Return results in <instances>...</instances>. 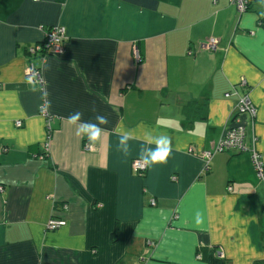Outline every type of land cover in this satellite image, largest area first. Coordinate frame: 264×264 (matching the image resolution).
I'll use <instances>...</instances> for the list:
<instances>
[{"label": "crops", "instance_id": "obj_1", "mask_svg": "<svg viewBox=\"0 0 264 264\" xmlns=\"http://www.w3.org/2000/svg\"><path fill=\"white\" fill-rule=\"evenodd\" d=\"M262 21L264 0L243 12L230 0H0V264H264L250 154L216 153L204 171L188 152L218 141L241 77L264 152ZM54 25L67 40L42 64L28 48ZM209 37L216 49H200ZM30 62L42 83L27 79ZM77 111L108 118L99 141L66 121ZM113 130L131 136L129 155ZM161 133L167 163L132 173ZM52 217L65 225L47 230Z\"/></svg>", "mask_w": 264, "mask_h": 264}, {"label": "built area", "instance_id": "obj_2", "mask_svg": "<svg viewBox=\"0 0 264 264\" xmlns=\"http://www.w3.org/2000/svg\"><path fill=\"white\" fill-rule=\"evenodd\" d=\"M233 2L239 12L245 11L250 3V0H230ZM67 40L66 29L63 25H54L49 27L44 32V41L39 44L32 45L28 48V52L31 55H35L40 63H44L51 55L60 53L64 42ZM218 39L215 37L206 38L199 43L200 49H207L213 51L216 49ZM25 75L30 82L42 83L40 69L35 67L30 62L25 70ZM238 88V91L236 90ZM230 94H237V100L235 103V114L232 116L230 122L225 126L224 131L219 137L218 141L209 150H202L195 152L193 148H189L188 152L200 157L204 162V171H208L210 160L214 154L223 151H236V152H248L251 157V161L256 172V176L260 180H264V152L258 150L257 144L259 141L258 135L255 131L257 107L251 101L249 96V85L244 77L234 87L232 91L226 93V96ZM47 117V131L48 141L44 144L45 152L49 151V139L51 137L50 120L51 117L47 113H43ZM16 126H20L21 122L16 121ZM84 149H91V145L85 143ZM132 173L136 175H142L147 169V165L141 160L136 158L131 161L130 164ZM2 186L0 184V190ZM154 204V201H152ZM67 206L62 205V209L66 210ZM65 220L60 218H50L46 224V229L53 231L59 229L65 225ZM220 257H223L222 252H218Z\"/></svg>", "mask_w": 264, "mask_h": 264}, {"label": "clouds", "instance_id": "obj_3", "mask_svg": "<svg viewBox=\"0 0 264 264\" xmlns=\"http://www.w3.org/2000/svg\"><path fill=\"white\" fill-rule=\"evenodd\" d=\"M82 115L81 112L77 111L70 114L65 119L69 124L76 127V134L78 136H87L88 140L92 143L99 141L102 137V133L106 131L101 125L108 124V118L104 115L97 114L95 116V123H93L91 121H82ZM124 127L125 126L122 122L116 126L118 129H124ZM113 133L118 138L117 150L124 156L129 155L131 151V146L129 144L131 136L117 133L115 130H113ZM152 142L155 143L156 147L147 150L141 149L139 152L141 160L147 166L166 164L172 151L171 138L166 134L161 133L154 137ZM197 216H199V213H197Z\"/></svg>", "mask_w": 264, "mask_h": 264}, {"label": "trees", "instance_id": "obj_4", "mask_svg": "<svg viewBox=\"0 0 264 264\" xmlns=\"http://www.w3.org/2000/svg\"><path fill=\"white\" fill-rule=\"evenodd\" d=\"M248 9V8H247ZM262 22H264V21H262ZM191 104H189V106H190ZM185 110H187V107H185Z\"/></svg>", "mask_w": 264, "mask_h": 264}]
</instances>
